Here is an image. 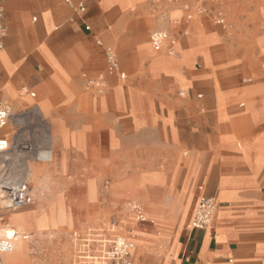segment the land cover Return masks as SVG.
I'll list each match as a JSON object with an SVG mask.
<instances>
[{"label":"rangeland","instance_id":"obj_1","mask_svg":"<svg viewBox=\"0 0 264 264\" xmlns=\"http://www.w3.org/2000/svg\"><path fill=\"white\" fill-rule=\"evenodd\" d=\"M111 1L130 4L129 0ZM146 7L121 30L108 23L91 33L81 28L48 34L47 51L65 73L67 102L52 87L35 88L40 83L37 68L19 77L16 73L8 82L14 96L1 99L9 104L11 117L1 130L9 149L1 156L0 184L25 180L32 188L34 204L5 209V194L0 190V216L7 218L5 227L0 226V239L5 238V229L18 225L10 220L12 216L27 218L21 234L11 241L25 249L23 255L12 263L2 256L4 264H73L71 235L83 237L117 219L124 227L116 230L133 243L134 264H145V259L162 264L172 244L190 231L198 187L208 194L206 185L214 179L194 176L190 167H202L207 156L214 154L212 169L226 149L207 146L206 134L236 140L252 136L245 117L237 116L244 109H238L239 105L247 103L231 102L228 96L264 77L262 62L253 65L255 41L264 34V0H153ZM219 12L225 16V26L215 24ZM33 17L24 18L29 22L25 33L29 39L35 36ZM157 30L175 41L173 55L167 43L158 50L149 44ZM98 38L117 54L124 79L107 72ZM50 55L48 61L57 67ZM181 55L186 60L179 65L181 75L168 71L176 81L152 71L163 64L178 65ZM99 78L103 79L101 89L94 84ZM22 87L34 92L35 98L23 94ZM215 96L223 121L217 128ZM222 96L229 98L224 106ZM119 98L125 111L115 107ZM47 99L50 106L42 102ZM76 134L82 140L73 145L71 135ZM42 151H52L55 159L40 160ZM154 175L161 182L146 178ZM217 200L235 201L226 182L220 184ZM128 201L142 206L147 222L136 226L135 214L125 204ZM51 212L58 220H48ZM23 234L30 238L22 240Z\"/></svg>","mask_w":264,"mask_h":264},{"label":"crops","instance_id":"obj_2","mask_svg":"<svg viewBox=\"0 0 264 264\" xmlns=\"http://www.w3.org/2000/svg\"><path fill=\"white\" fill-rule=\"evenodd\" d=\"M151 1L153 0H129L130 4L123 6L111 0H71L74 7L78 4L83 5L84 11L78 12L64 4L63 0H0V8L3 11V27L5 29V36L2 39L3 48L0 50V62H2L1 53L6 56L8 61L7 66L3 62L0 63V100L8 96H14L13 85L8 86V82L11 81L14 74L17 73L19 77L26 71L37 68L38 72L35 75H38L40 83L35 84V88L52 87L55 95L67 102L70 93L64 83L65 73L59 61L47 51L50 47L47 40L48 34L60 29L75 32L81 28L85 32L91 33L92 30L101 29L108 23L115 25L116 30H121L133 16L143 13ZM161 1L167 2L169 0ZM13 3L15 4L13 5ZM31 15H34L32 23H36L31 30L35 34L34 39H29L25 34L27 28H29V22L24 18ZM85 28H88V30H85ZM20 34H23V36H20ZM96 45L102 47L103 51L105 47H110L113 50L111 46L105 45L100 38L97 39ZM13 48H16L17 51L14 52ZM255 53L253 65L257 66L258 62L261 61V66L264 69V34L260 35L255 41ZM47 54L54 59L57 67H54L48 61ZM115 55L119 71L125 75L119 65L118 56L116 53ZM145 56L148 58L146 48ZM178 59H180L178 65L163 64L162 67H156L152 71L176 81L174 75L168 71L176 70L181 75L179 65L186 60L182 55ZM259 73L261 74V72ZM22 89L27 90L26 87H22L20 91ZM31 93L36 96L34 92ZM228 97L234 103L239 101L247 103L246 106L244 104L239 105L238 109H244L237 116L242 115L245 117V123L253 130L252 136L236 140L233 136L219 137L217 133H212L213 136L206 134L204 141L207 146L216 145L218 147L224 145L226 149L221 151V155L212 169L210 165L214 154L207 156L202 167L199 164L190 167L194 176L198 174L200 176L206 175L214 179L206 185L208 194H205L206 191H204L203 186L198 187L197 190L200 195L190 217L188 225L190 231L172 244L170 253L162 264H264V77L256 79L251 86L233 90ZM229 98L225 99L222 96V106ZM42 102H47L50 106L48 99ZM99 104L101 105V101ZM115 107L119 112L125 111L124 101L120 98L117 99ZM132 107L134 106L131 105L130 109ZM214 108L216 109L214 127L217 128L223 121L220 113L222 108H219L216 96ZM52 119H56L63 126L59 119ZM1 130L0 139L7 140V137L2 135ZM71 137H73L72 144L75 143V140L81 139L78 134L71 135ZM57 141L61 144L60 140L57 139ZM1 160L2 158H0V177L2 172ZM153 177L161 182L155 175L146 178L151 179ZM223 182H226L228 189L233 192L235 201L217 200L219 186ZM139 198L144 201L140 196ZM201 198H211L216 204V211L211 224L206 229L196 230L191 227V220L196 205ZM33 204L34 198L31 205ZM125 204L127 208L131 205H137L145 215L139 203L128 201ZM6 219L0 216V221L6 223ZM136 221V226L144 224L138 220ZM11 241H6L5 238L0 239V242H5L8 246V250L0 252L2 264H4L2 256L9 253L13 248L12 246H14ZM131 261L134 264L133 251L131 252ZM142 262L149 264L146 259Z\"/></svg>","mask_w":264,"mask_h":264},{"label":"built area","instance_id":"obj_3","mask_svg":"<svg viewBox=\"0 0 264 264\" xmlns=\"http://www.w3.org/2000/svg\"><path fill=\"white\" fill-rule=\"evenodd\" d=\"M220 1V0H214ZM64 4L83 12L84 7L78 4L74 7L71 0H63ZM189 20L190 17L188 16ZM226 19L222 13H218L215 19V24L225 26ZM88 30V28H85ZM5 36L3 27V11L0 8V50L3 48L2 39ZM168 44L167 50L169 55H173V46L175 41L168 39L166 32L162 30L154 31L150 35V44L154 49H160L163 44ZM107 69L110 74L117 75L120 79H124L125 75L119 71V66L115 52L110 47L104 49ZM102 78L94 82L95 87L101 89L103 87ZM23 94L34 98L33 93H28L26 89L21 90ZM11 117V108L5 100H0V130L3 129ZM9 149V140L0 139V158ZM1 192H4L3 202L4 208L8 210H18L28 205H31L33 198L31 188L25 180L17 182H3L0 184ZM131 210L135 214L139 222H144V217L141 209L137 205H131ZM216 211V204L211 198H201L194 210L191 227L196 230L206 229L212 221ZM0 226H5V222L0 221ZM123 222L115 220L110 223L107 228H97L90 230L85 236L73 233L72 241L74 246L75 260L73 264H133L131 261V252L134 249L133 243L119 232L118 228L123 229ZM30 236H27L29 239ZM6 241H11L5 238ZM26 239V240H27ZM8 250L5 242H0V252ZM0 264L1 261H0Z\"/></svg>","mask_w":264,"mask_h":264},{"label":"bare ground","instance_id":"obj_4","mask_svg":"<svg viewBox=\"0 0 264 264\" xmlns=\"http://www.w3.org/2000/svg\"><path fill=\"white\" fill-rule=\"evenodd\" d=\"M8 1V0H7ZM14 2V1H12ZM8 3V2H7ZM15 3H13L14 5ZM9 5V4H8ZM9 7V6H7ZM12 7V6H10ZM13 8V7H12ZM11 13V12H10ZM13 13V12H12ZM166 44L164 43L163 46H165ZM2 56V62L4 65H7V58L6 56ZM1 61V60H0ZM2 62H0L2 64ZM27 99V98H26ZM38 110L40 111V108L38 107ZM51 137H52V132H51ZM53 138V137H52ZM55 156V155H54ZM53 156V152L52 151H42L39 153V159L45 162H52L53 159H55V157ZM61 162V160L59 159V163ZM38 182V181H37ZM143 195V194H142ZM148 195V194H147ZM144 197V196H143ZM146 197V196H145ZM147 201V200H146ZM149 202V201H148ZM50 208V207H49ZM185 213V210H184ZM134 220L136 221L137 218L134 215ZM145 221H148V217H147V213H145V215L143 216ZM147 217V218H146ZM48 220L50 219L51 221H55L58 220V217L56 215L55 212H51L47 215ZM11 221L17 223L18 225L15 227V229H5L3 231V236L5 238H8L9 240H15L17 239L18 235L21 234L22 231V225H24L27 222V218L26 216H19V215H14L10 218ZM158 221V220H157ZM137 222V221H136ZM22 240L27 239V236L23 234V237H21ZM20 238V239H21ZM13 248L11 249V251L7 254H5L3 257L7 262H11V261H18L19 258L23 255V248L20 246H12ZM11 248V247H10ZM25 253V252H24ZM21 259V258H20ZM12 263V262H11Z\"/></svg>","mask_w":264,"mask_h":264}]
</instances>
